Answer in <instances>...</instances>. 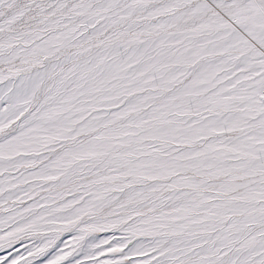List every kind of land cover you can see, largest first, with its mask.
Returning <instances> with one entry per match:
<instances>
[{
	"label": "snow or ice",
	"instance_id": "6c2138e0",
	"mask_svg": "<svg viewBox=\"0 0 264 264\" xmlns=\"http://www.w3.org/2000/svg\"><path fill=\"white\" fill-rule=\"evenodd\" d=\"M0 264H264V0H0Z\"/></svg>",
	"mask_w": 264,
	"mask_h": 264
}]
</instances>
